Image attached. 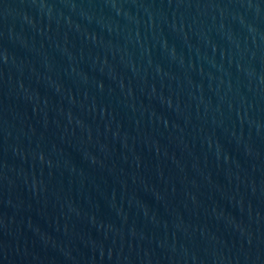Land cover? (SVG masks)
Listing matches in <instances>:
<instances>
[{
	"label": "water",
	"instance_id": "water-1",
	"mask_svg": "<svg viewBox=\"0 0 264 264\" xmlns=\"http://www.w3.org/2000/svg\"><path fill=\"white\" fill-rule=\"evenodd\" d=\"M0 264H264V0H0Z\"/></svg>",
	"mask_w": 264,
	"mask_h": 264
}]
</instances>
